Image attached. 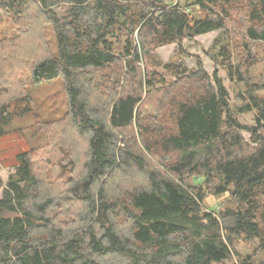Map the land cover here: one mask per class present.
<instances>
[{"label":"trees","instance_id":"16d2710c","mask_svg":"<svg viewBox=\"0 0 264 264\" xmlns=\"http://www.w3.org/2000/svg\"><path fill=\"white\" fill-rule=\"evenodd\" d=\"M213 31V60L245 85L237 107L218 66L165 63L171 81L144 65ZM253 42L264 44V0H0V137L32 109L12 90L61 77L68 100L64 118L42 122L47 141L0 175V264H264L235 245L256 239L264 253ZM249 112L253 126L239 119ZM208 193L237 205L207 210Z\"/></svg>","mask_w":264,"mask_h":264},{"label":"rangeland","instance_id":"374dc122","mask_svg":"<svg viewBox=\"0 0 264 264\" xmlns=\"http://www.w3.org/2000/svg\"><path fill=\"white\" fill-rule=\"evenodd\" d=\"M166 1L173 2L175 0ZM12 32H14V30ZM219 36L220 31H213L199 35L195 37L194 40H185L181 46V48L185 50L183 56L181 55L180 46L176 43L159 47L155 51L154 60L156 62L154 60L149 61L145 57L144 65L148 68V66H155L156 63H158V69L161 70L167 80L171 81L175 76L172 72L162 67L165 63L176 62L177 60L180 62V60H183L189 68L195 69L197 59H200L204 63L207 72L211 75L218 66L219 75L222 77L229 91V100L233 107H237L240 105L238 94L244 90L245 85L229 76L226 67L221 64H216L213 60V56L217 54L218 51L215 41ZM230 46L234 48L233 43H231ZM250 46L259 58L257 66L253 70L252 78L254 81H260L264 79V44L253 42ZM232 61L233 63L237 62L235 53L233 54ZM12 91L15 98L23 93L29 94L31 97L29 103L32 105V109L25 116L14 119L10 126H8L7 135L0 137V175L5 183L10 174L14 172L11 166L16 162V155L22 151L28 150L32 145L45 143L47 141V133L40 128L42 122L62 119L66 116L68 111L67 93L64 80L61 77L30 84L24 91H19V89ZM23 105V101H16L13 108ZM239 119L247 126H253L255 124V114L253 112L241 114L239 115ZM243 135L247 140L251 138V133L247 130H243ZM236 205V198H233L230 193L222 195L208 193L204 202V206L207 210H225L227 207H236ZM235 245L241 254H253L256 261H264V253L259 250L258 241L256 239L249 240L241 238L236 241ZM235 260H237L236 257L227 260L224 264H231Z\"/></svg>","mask_w":264,"mask_h":264}]
</instances>
